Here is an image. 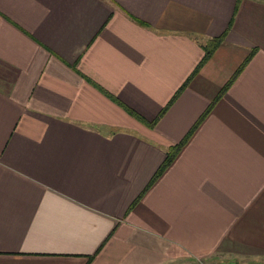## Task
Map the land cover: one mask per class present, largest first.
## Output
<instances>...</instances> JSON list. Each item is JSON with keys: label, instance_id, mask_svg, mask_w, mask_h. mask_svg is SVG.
I'll use <instances>...</instances> for the list:
<instances>
[{"label": "crops", "instance_id": "0c3cea01", "mask_svg": "<svg viewBox=\"0 0 264 264\" xmlns=\"http://www.w3.org/2000/svg\"><path fill=\"white\" fill-rule=\"evenodd\" d=\"M215 256L264 261V0H0V264Z\"/></svg>", "mask_w": 264, "mask_h": 264}, {"label": "trees", "instance_id": "16d2710c", "mask_svg": "<svg viewBox=\"0 0 264 264\" xmlns=\"http://www.w3.org/2000/svg\"><path fill=\"white\" fill-rule=\"evenodd\" d=\"M222 37H223V35L216 36L215 38H209L205 42V46H204V50H203V56H202L203 59L201 62H199L194 67L195 71H196V69H198V67L201 66V64H203V62L208 58V56L211 54V52L215 51V48L219 45L218 43L221 41ZM224 88H226V85H225V87L222 88V90ZM181 142L178 144L176 143L175 145L172 146L171 150L169 151V154H167L166 157L164 158L163 163L157 168V171L155 172L156 174L154 175L153 179H155L157 177V175L159 174V172L161 171V169L164 166H167L169 164V162L171 161L170 159L173 157L174 153H176L177 150H179V148L181 147Z\"/></svg>", "mask_w": 264, "mask_h": 264}, {"label": "rangeland", "instance_id": "374dc122", "mask_svg": "<svg viewBox=\"0 0 264 264\" xmlns=\"http://www.w3.org/2000/svg\"><path fill=\"white\" fill-rule=\"evenodd\" d=\"M215 258V259H214ZM214 258H211L210 260H205V261H203V264H231L230 262H231V260H222V259H220V257L219 256H215ZM219 259L218 261H217V259ZM233 264H240V263H233ZM249 264H264V261H261V260H254L253 262H250Z\"/></svg>", "mask_w": 264, "mask_h": 264}]
</instances>
